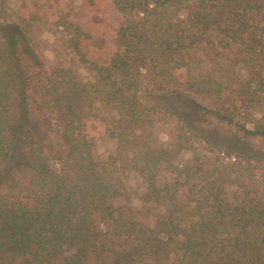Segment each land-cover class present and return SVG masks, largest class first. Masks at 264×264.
I'll return each instance as SVG.
<instances>
[{
    "label": "trees",
    "instance_id": "1",
    "mask_svg": "<svg viewBox=\"0 0 264 264\" xmlns=\"http://www.w3.org/2000/svg\"><path fill=\"white\" fill-rule=\"evenodd\" d=\"M30 1L38 16L51 0ZM86 1L99 12L106 0ZM7 2L0 0V264H264V113H250L264 101V0H108L122 18L118 48L107 65L82 60L87 82L64 70L48 75L29 21H14ZM218 53H233L245 69L237 103L232 82L189 80L197 56ZM144 83L161 94L185 87L215 97L202 109L211 125L236 130L231 149L209 166L213 150L181 165L177 147L143 148L153 121ZM33 104L45 112L41 131L30 124ZM104 109V133L144 184L141 204L158 209L151 224L127 217L115 202L127 191L115 162L91 155L87 124ZM256 140L263 147L253 150Z\"/></svg>",
    "mask_w": 264,
    "mask_h": 264
},
{
    "label": "rangeland",
    "instance_id": "2",
    "mask_svg": "<svg viewBox=\"0 0 264 264\" xmlns=\"http://www.w3.org/2000/svg\"><path fill=\"white\" fill-rule=\"evenodd\" d=\"M7 7L14 21H29L34 50L48 75L52 69L64 70L69 72L68 78L87 82L92 79V75L88 65L82 60L107 65L118 48L116 33L122 18L108 0L103 3L99 12L93 11L86 0H51L38 16H35L36 9L30 0H8ZM74 26L79 27L83 36L75 34ZM218 54L213 55V58L197 56L188 67L189 80H202L210 74L217 80L222 79L229 84L232 82L234 85L230 90L229 100L235 99L237 103L239 98H235L238 88L236 83L237 86L242 84L245 69L233 53ZM181 88L182 91L178 92L180 95L173 92V89L161 94L150 84L144 83L141 100L153 112V121L141 139V146L144 148L156 145L166 149L177 147L181 151L177 162L181 165L190 162L193 154L203 160L207 151L213 150L208 160L211 166L218 150L231 149V134L236 133V130L232 129L229 133L211 125V119L204 114L202 108L219 102L215 97L201 95L192 88ZM259 104L258 108L250 111L256 119L264 113V101ZM44 113L38 111L34 104L30 106V124L40 131L45 126ZM107 113L104 109L87 124L86 132L89 135L91 133L92 138L91 155L95 160L110 159L115 162L121 181L127 188L125 196L116 200V204L126 212L127 217L131 215L137 222L151 224L150 219L158 213V209L154 206L147 209L141 204L144 184L128 170L125 156L116 153V142L104 133L106 122L110 121ZM251 128V125L247 126V129ZM251 147L253 150L263 147L262 141H252ZM260 169H252V174L259 178ZM160 211L162 210L159 209ZM70 252L71 250L66 251L65 254Z\"/></svg>",
    "mask_w": 264,
    "mask_h": 264
}]
</instances>
